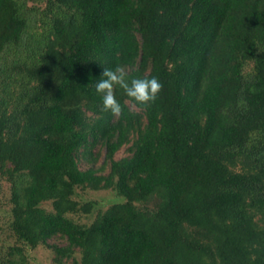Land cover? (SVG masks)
<instances>
[{
    "label": "trees",
    "instance_id": "trees-1",
    "mask_svg": "<svg viewBox=\"0 0 264 264\" xmlns=\"http://www.w3.org/2000/svg\"><path fill=\"white\" fill-rule=\"evenodd\" d=\"M58 3L54 38L21 72L27 102L0 110V173L29 177L13 197L19 242L48 245L58 263L79 250L81 264H264V165L237 171L231 152L264 124V0ZM26 26L18 0H0V66ZM116 65L129 81L157 78V99L146 106L117 88L121 115L104 111L95 84ZM132 137L131 155L117 159ZM91 139L106 160L96 168L84 151V170ZM77 188L124 201L78 225L66 214L94 205L80 208ZM49 200L55 213L41 207ZM56 236L66 245L48 243ZM3 264H29L24 248Z\"/></svg>",
    "mask_w": 264,
    "mask_h": 264
},
{
    "label": "rangeland",
    "instance_id": "rangeland-1",
    "mask_svg": "<svg viewBox=\"0 0 264 264\" xmlns=\"http://www.w3.org/2000/svg\"><path fill=\"white\" fill-rule=\"evenodd\" d=\"M20 15L27 21L21 42L7 49L2 57L0 73V110H8V114L21 110L28 100L31 87L26 78L21 75L26 66L35 63L41 54L48 38L53 39V21L57 17L64 18L66 12L61 8L58 0H18ZM254 73V63L245 66L244 74L251 77ZM133 110L142 115V111L129 103ZM88 117L92 114L88 113ZM143 117V116H142ZM145 121V118L143 117ZM132 142L122 147L116 154L117 159L131 155ZM93 140L91 139V142ZM94 145L80 151L81 158L79 165L82 169H88L93 165L99 168L104 165L107 150L101 141L92 142ZM87 152V158L83 152ZM236 158L235 170H242L244 166L264 165V124L261 130H256L249 135L244 146L231 150ZM110 166L106 165L102 171L108 174ZM29 177L21 174L17 175L14 181L0 173V264L10 258L12 248H24V255L29 264H81L82 254L79 250L71 258L62 259L58 263L57 254L48 247L40 245L37 248L25 247L19 242L17 234L13 230V208L14 193L28 185ZM74 200L80 203V208L88 203H92L93 209L89 213L79 209L76 212H68L66 217L78 225L90 226L97 219L100 213L107 211L116 203L123 202V198L118 196L113 189L93 190L90 188H77ZM41 207L49 212L55 213L54 201L49 200L41 204ZM264 225V220L261 223ZM51 245L65 246V238L56 236L48 241Z\"/></svg>",
    "mask_w": 264,
    "mask_h": 264
},
{
    "label": "clouds",
    "instance_id": "clouds-1",
    "mask_svg": "<svg viewBox=\"0 0 264 264\" xmlns=\"http://www.w3.org/2000/svg\"><path fill=\"white\" fill-rule=\"evenodd\" d=\"M126 66L116 65L114 68L103 67L100 80L95 84L96 92L101 96L103 110L119 117L122 107L116 97V89L135 102L149 105L154 102L163 89V84L155 77L127 79Z\"/></svg>",
    "mask_w": 264,
    "mask_h": 264
}]
</instances>
